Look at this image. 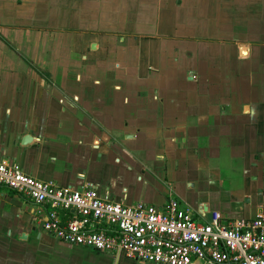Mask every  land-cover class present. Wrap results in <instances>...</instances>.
Wrapping results in <instances>:
<instances>
[{
    "label": "crops",
    "instance_id": "obj_1",
    "mask_svg": "<svg viewBox=\"0 0 264 264\" xmlns=\"http://www.w3.org/2000/svg\"><path fill=\"white\" fill-rule=\"evenodd\" d=\"M0 161L201 222L264 215V0H0ZM17 198L0 190V264H134Z\"/></svg>",
    "mask_w": 264,
    "mask_h": 264
},
{
    "label": "built area",
    "instance_id": "obj_2",
    "mask_svg": "<svg viewBox=\"0 0 264 264\" xmlns=\"http://www.w3.org/2000/svg\"><path fill=\"white\" fill-rule=\"evenodd\" d=\"M0 187L35 205L43 233L80 248L123 256L134 264H264V215L199 222L169 197L162 207L124 206L91 187H59L0 161Z\"/></svg>",
    "mask_w": 264,
    "mask_h": 264
},
{
    "label": "water",
    "instance_id": "obj_3",
    "mask_svg": "<svg viewBox=\"0 0 264 264\" xmlns=\"http://www.w3.org/2000/svg\"><path fill=\"white\" fill-rule=\"evenodd\" d=\"M30 141H31V137H29L28 135H25L20 140V144L25 145L26 143H28ZM205 218H206V221H209L210 220V213H206Z\"/></svg>",
    "mask_w": 264,
    "mask_h": 264
},
{
    "label": "rangeland",
    "instance_id": "obj_4",
    "mask_svg": "<svg viewBox=\"0 0 264 264\" xmlns=\"http://www.w3.org/2000/svg\"><path fill=\"white\" fill-rule=\"evenodd\" d=\"M0 190H1V191H6V192L8 191V190L5 189V188H0ZM17 200H18V201H21L24 205H27V202H25L23 199L20 200V199L17 198ZM34 217H35V216H34ZM199 222H201V221H199Z\"/></svg>",
    "mask_w": 264,
    "mask_h": 264
}]
</instances>
